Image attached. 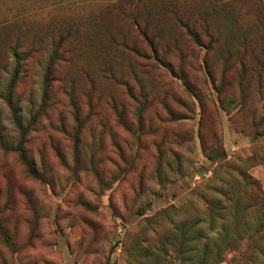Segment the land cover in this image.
Listing matches in <instances>:
<instances>
[{"label": "rangeland", "instance_id": "374dc122", "mask_svg": "<svg viewBox=\"0 0 264 264\" xmlns=\"http://www.w3.org/2000/svg\"><path fill=\"white\" fill-rule=\"evenodd\" d=\"M117 1L0 0L5 37L0 46V227L12 238L9 246L0 230V264H192L204 255L212 264L218 259L216 250L230 243L217 264H264V253H257L249 240L264 223V213L245 210L244 204L257 202L239 174L252 176L264 192V134L253 124L264 114V91L249 85L240 110L235 69L226 75L230 86L223 95L226 102L233 100L231 105L223 108L214 87L227 67L221 59L224 43L234 41L227 29L231 23L223 17L210 19V33L219 26L226 36L209 48L211 39L201 27V43L195 44L167 19L163 33L178 41L186 55L181 68L175 51L161 49L169 71L152 59L148 45L124 18L103 23L107 4ZM177 1H188L197 12L204 7L203 0ZM230 3L232 30L242 33L237 48L242 50L244 36L258 52L262 37L251 26L264 11V0ZM91 14L100 15L105 31L92 40L86 33L69 41L71 59L60 69L66 80L55 85L46 116L28 137V155L45 178L38 181L1 143V138L11 144L16 138L2 99L13 68L9 45L19 34L18 25L41 28V51L29 61L18 90L27 111L29 95L40 102L50 42L64 30L52 20L73 22L81 33ZM108 21L115 33L106 31ZM110 33L125 39L113 43ZM31 36L24 38V46ZM260 60L258 55L245 60L250 76ZM107 71L129 82L131 73L142 79L151 99L146 112L136 113L125 87ZM183 72L200 94L187 93ZM72 97L83 121L79 133ZM110 98L125 105L122 120ZM213 149H223L227 157L210 160ZM252 156L255 166L248 161ZM241 187L246 191L242 196ZM237 216H243L239 225Z\"/></svg>", "mask_w": 264, "mask_h": 264}, {"label": "trees", "instance_id": "16d2710c", "mask_svg": "<svg viewBox=\"0 0 264 264\" xmlns=\"http://www.w3.org/2000/svg\"><path fill=\"white\" fill-rule=\"evenodd\" d=\"M231 0H203L204 7L202 11H194L193 6L188 3V1H183L179 3L177 0H119L114 3H108L106 6V15L108 17L105 18V23L107 20H110L114 17H122L130 26L135 28V31L138 35L143 38V42L146 43L149 47L150 53L152 54V59L157 62L159 66H163L167 68L169 71H173L169 63L160 56L161 49L173 50L177 54L176 58L180 61V66L186 63V55L182 54L183 47L179 44V42L173 38H168L166 34L162 31V26L170 19L174 22V24L181 29L184 37L188 40L192 41L195 44L201 43V37L198 32L197 27H201V30L208 34L211 39L209 48H213L214 45L221 40V38H225L224 29L218 26V29H215V32L211 34V24L210 19L214 22L220 20L221 17L226 18L230 24L227 28L229 35L232 36L234 41L225 42V47L221 50V59L225 61L227 64L226 70L222 72V80L221 83L215 87V92L219 96V102L223 106L231 105L233 100L227 101L224 99L223 95L227 87L230 84L226 81V75L229 71L236 70L235 74L237 77V82L240 89V97L241 103L239 104L240 110L243 108L244 104H246L247 100V89L249 85L255 83L260 93L264 91V61L260 60L258 62V69L253 76H250L248 71L246 70L245 60L249 58H255L256 55L264 60V11L259 12L257 18L255 19L256 25L251 26L253 30H256L259 34L258 36L262 37V45L257 52L253 50V48L248 46L249 43L246 44V38L241 39L243 45L238 49L237 46L239 44L240 38H242L241 30L238 29L237 32L232 30V21L233 16L230 14L229 6L233 5L230 3ZM226 5V6H225ZM226 9V14L222 13V10ZM239 18H242L241 14L236 13ZM244 16V15H243ZM198 18V20H196ZM243 19V18H242ZM87 28L82 27L81 33L78 29L74 30L76 24L73 22L67 23H57L54 19L52 20V25H58L62 28L60 34L55 37H52L50 42V50L47 53L46 65L44 67V71L42 74V83H41V94H40V102L35 103L34 94L32 93L28 97V107L27 111L24 110L22 94H20L19 86L22 83V77L28 71V63L30 60L34 59L35 55L38 54L41 49L38 44L41 43L43 38L42 32L40 31V27L38 25L33 24V27H26L23 29L22 25H18L19 34L14 38V41L10 43V53L13 58V68L10 73V77L6 83L5 91L2 95V99L4 103L8 107L10 112V120L15 127L16 138L15 141L11 143L5 142L3 138H1L2 146L6 151H12L17 154L20 158L22 164L25 166L27 173L38 181L44 182V175L41 174L34 163V161L29 157L28 152L26 150V144L28 141V137L31 135L33 131L36 129V125L40 122V120L46 116L47 108L52 98V93L55 89L56 84H62L66 80L65 76L60 73V69L64 64L70 62L71 59V46L69 41H75L78 38H82L86 33H89L91 40L98 36L102 31H105L103 28V24L100 21V15L91 14L87 17ZM112 21H108L106 25L107 32L115 33V30L109 29ZM199 24V25H198ZM27 26V25H23ZM1 29V26H0ZM1 33V32H0ZM110 33L109 40L113 43H120L116 40L118 39L116 35ZM27 35H32L27 46H24V38ZM5 37L3 33L0 35V46L3 42H5ZM238 42V43H237ZM84 43H89L85 41ZM250 45V44H249ZM84 45L81 46L82 49ZM128 49L134 50L132 47H127ZM85 51H83L84 53ZM82 53V54H83ZM146 59H149L147 55L143 56ZM206 64V63H205ZM229 64L232 67H229ZM108 67H103L102 71L107 69ZM157 68V67H156ZM208 68V66H207ZM210 68V67H209ZM101 71V72H102ZM208 72V71H207ZM107 76L113 80L116 84H119L125 87L127 94L133 102V106L136 109V113L141 116L144 112H146L147 108L150 106V94L146 92L145 85L137 75L131 73L130 82L123 79V77H118L114 73L110 71L106 72ZM87 75V74H86ZM181 80L183 82V86L185 87L187 93H199L196 91L192 85H190L187 77L184 72L181 75ZM135 81V84L132 83ZM90 83L94 84L93 80L90 79ZM200 94V93H199ZM110 103L112 108L118 114L120 120L123 119L125 111V105L121 103L119 105L114 101V98H110ZM165 103V102H164ZM71 106L73 107L74 118L77 123L76 133H79V130L82 128L83 121L80 117V107L78 103L72 97ZM25 113V115L23 114ZM141 121V120H140ZM258 128L262 131H259L260 134H264V114L253 122ZM201 143L203 144V149L206 151L205 143L203 138H201ZM213 149L208 154V158L210 160H220L227 157L225 151L219 150L214 151ZM248 161L253 162V166L258 164L256 162V157L252 156ZM244 187H250L253 189L255 194V204H244L245 210L254 209L260 214L264 213V192L262 191L260 184L257 180H255L252 176L247 173H239ZM246 194V191L240 189V195ZM243 217V216H242ZM237 216L235 221L236 224H241L243 218ZM1 234L5 240V242L11 246L12 238L7 234L4 230L3 226L0 227ZM249 240L255 245V251L260 255L263 254L264 247V223H262L256 231L252 235H250ZM263 244V245H262ZM183 246V244H182ZM262 246V247H261ZM226 248L216 250L215 259L218 258L214 263L217 264L219 259L223 255V253L227 252L231 249L232 243L227 244ZM214 260V259H213ZM221 260V259H220ZM208 256L204 255L202 258L195 260L192 264H209ZM223 261H220V263ZM184 263V261H183Z\"/></svg>", "mask_w": 264, "mask_h": 264}]
</instances>
